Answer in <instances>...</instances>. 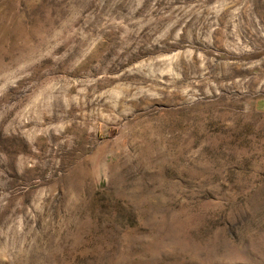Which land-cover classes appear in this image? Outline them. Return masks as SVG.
Wrapping results in <instances>:
<instances>
[{
  "label": "rangeland",
  "instance_id": "1",
  "mask_svg": "<svg viewBox=\"0 0 264 264\" xmlns=\"http://www.w3.org/2000/svg\"><path fill=\"white\" fill-rule=\"evenodd\" d=\"M0 264H264V0H0Z\"/></svg>",
  "mask_w": 264,
  "mask_h": 264
}]
</instances>
